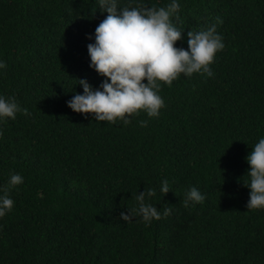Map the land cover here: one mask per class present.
Instances as JSON below:
<instances>
[{"label": "trees", "instance_id": "16d2710c", "mask_svg": "<svg viewBox=\"0 0 264 264\" xmlns=\"http://www.w3.org/2000/svg\"><path fill=\"white\" fill-rule=\"evenodd\" d=\"M178 3L174 46L187 49V32L211 24L223 37L213 75L160 82L159 115L139 110L124 124L66 103L82 93L78 79H104L87 52L86 34L107 15L98 0H0V95L28 110L0 123V185L24 178L0 217V264H264V208L247 209L243 183L264 137V0ZM191 186L205 199L186 207ZM148 188L147 202L170 213L122 220Z\"/></svg>", "mask_w": 264, "mask_h": 264}, {"label": "clouds", "instance_id": "9594fccd", "mask_svg": "<svg viewBox=\"0 0 264 264\" xmlns=\"http://www.w3.org/2000/svg\"><path fill=\"white\" fill-rule=\"evenodd\" d=\"M98 8L107 15L95 27L94 33L86 34L94 42L87 44L90 57L89 67L104 77L98 87L85 78L78 79L83 91L76 92L66 101L69 108L82 114H93L96 121L114 122L121 119L124 124L129 117L143 110L149 117L159 115L164 100L159 95L161 83L171 85L181 73L191 76L199 73L211 77L210 65L217 51L224 48L223 37L216 31V24L206 29L187 32L188 48L176 47L174 43L182 39L183 31L174 26L173 16L178 15V0H171L166 7H152L143 3L119 6V0H98ZM217 22H222L217 18ZM6 63L0 59V69ZM146 80V82H145ZM18 112L27 113L13 96L0 95V123L6 118L15 119ZM141 126L147 121L141 120ZM2 135V131H0ZM250 166L249 179L244 183L250 189L247 209L264 208V137H261L246 156ZM23 177L12 172L7 185H0V217L11 211L14 201L9 188L23 183ZM170 190L168 180L161 182L160 192ZM155 195V189L136 193V205L120 212L122 220L140 215L145 223L168 215L170 208L161 213L156 206L147 202V197ZM204 194L191 186L183 200L202 203Z\"/></svg>", "mask_w": 264, "mask_h": 264}]
</instances>
